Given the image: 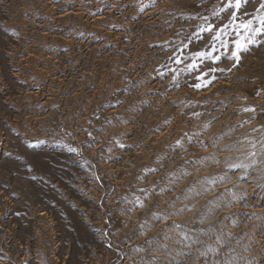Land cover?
I'll use <instances>...</instances> for the list:
<instances>
[{
	"label": "rangeland",
	"instance_id": "obj_1",
	"mask_svg": "<svg viewBox=\"0 0 264 264\" xmlns=\"http://www.w3.org/2000/svg\"><path fill=\"white\" fill-rule=\"evenodd\" d=\"M228 3L0 0V264H264V0Z\"/></svg>",
	"mask_w": 264,
	"mask_h": 264
},
{
	"label": "snow or ice",
	"instance_id": "obj_2",
	"mask_svg": "<svg viewBox=\"0 0 264 264\" xmlns=\"http://www.w3.org/2000/svg\"><path fill=\"white\" fill-rule=\"evenodd\" d=\"M240 5H241V0H229L227 7L229 8L235 7L238 9ZM262 8H264V5H262ZM233 19H235V13H233ZM230 24H231V21H230ZM259 24H260L259 27H253V21L249 20L246 23L242 22L238 25H232V30L235 32L237 36V39L231 42L234 46V50H232L231 52L232 57H235L238 60L239 53L242 50H247V46L249 43L255 42L254 39L248 36H244L243 33H253V34L264 33V17H259ZM213 28H214L213 25H208L206 30L211 32L213 31ZM228 29H229V25H224L222 28L217 29L215 32V35H213L212 37V42H211L212 51H208V52L200 51V52L194 53L193 63L188 65V67L189 68L197 67L196 62H195L196 57L205 58V59H208V58L219 59V57H213V52L216 50L215 42L219 41L223 47H227V44L223 40V36L228 33ZM179 62H180L179 59H177V63ZM196 87H200V85L197 84Z\"/></svg>",
	"mask_w": 264,
	"mask_h": 264
}]
</instances>
